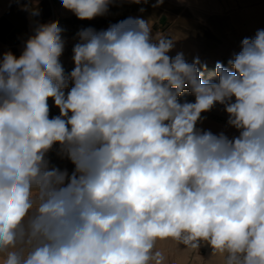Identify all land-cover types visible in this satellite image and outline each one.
<instances>
[{
  "label": "clouds",
  "instance_id": "clouds-1",
  "mask_svg": "<svg viewBox=\"0 0 264 264\" xmlns=\"http://www.w3.org/2000/svg\"><path fill=\"white\" fill-rule=\"evenodd\" d=\"M60 2L92 20L150 0ZM63 32L37 23L0 53V264H165L167 240L264 264V29L214 81L143 17L82 27L71 71ZM217 108L236 134L200 126Z\"/></svg>",
  "mask_w": 264,
  "mask_h": 264
},
{
  "label": "crops",
  "instance_id": "crops-1",
  "mask_svg": "<svg viewBox=\"0 0 264 264\" xmlns=\"http://www.w3.org/2000/svg\"><path fill=\"white\" fill-rule=\"evenodd\" d=\"M149 4L122 3L110 6L109 13L92 20H79L70 11L62 7L60 0H0V53L12 51L19 56L23 43L32 34L37 23L59 21L64 29L65 50L61 57L66 71H71L72 47L76 42V33L82 27L96 30L107 29L128 17L149 19L153 35L169 36L175 41L174 56L182 51L189 61L197 57L199 44L214 41L226 29V19L238 15H264V0H164L159 7ZM145 8L140 12V8ZM38 16H33L35 10ZM51 115H57L59 109L49 101ZM53 164L72 170L67 160H60L55 149L49 153ZM157 249L165 255V264H220L216 257L209 258L211 249L201 246L192 249L174 241L157 243Z\"/></svg>",
  "mask_w": 264,
  "mask_h": 264
},
{
  "label": "rangeland",
  "instance_id": "rangeland-1",
  "mask_svg": "<svg viewBox=\"0 0 264 264\" xmlns=\"http://www.w3.org/2000/svg\"><path fill=\"white\" fill-rule=\"evenodd\" d=\"M235 16V15H234ZM230 17L226 19V29L220 36H215L213 42L205 44H199V55H197L201 61L207 62V71L203 73V78L207 75V72L215 68L217 61L227 64L228 59L234 52L240 50L241 40L245 37H253L257 29H264V15H238L236 17ZM189 60V62H191ZM214 79L208 80H216ZM206 80V79H205ZM181 99L194 100V97L185 93ZM206 116V120L202 125L204 129H210L214 133L220 131H226L227 134H236L234 129L226 128V114L217 109H213L211 112L203 114Z\"/></svg>",
  "mask_w": 264,
  "mask_h": 264
},
{
  "label": "bare ground",
  "instance_id": "bare-ground-1",
  "mask_svg": "<svg viewBox=\"0 0 264 264\" xmlns=\"http://www.w3.org/2000/svg\"><path fill=\"white\" fill-rule=\"evenodd\" d=\"M215 70H211L209 72H207V75L205 76V79L208 80V79H214L215 77Z\"/></svg>",
  "mask_w": 264,
  "mask_h": 264
},
{
  "label": "trees",
  "instance_id": "trees-1",
  "mask_svg": "<svg viewBox=\"0 0 264 264\" xmlns=\"http://www.w3.org/2000/svg\"><path fill=\"white\" fill-rule=\"evenodd\" d=\"M212 70H215V68H214V69H212Z\"/></svg>",
  "mask_w": 264,
  "mask_h": 264
},
{
  "label": "water",
  "instance_id": "water-1",
  "mask_svg": "<svg viewBox=\"0 0 264 264\" xmlns=\"http://www.w3.org/2000/svg\"><path fill=\"white\" fill-rule=\"evenodd\" d=\"M166 37H168V38H169V36H166Z\"/></svg>",
  "mask_w": 264,
  "mask_h": 264
}]
</instances>
